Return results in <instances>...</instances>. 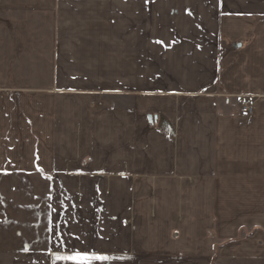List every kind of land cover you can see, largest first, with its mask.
Segmentation results:
<instances>
[{
    "label": "crops",
    "instance_id": "crops-1",
    "mask_svg": "<svg viewBox=\"0 0 264 264\" xmlns=\"http://www.w3.org/2000/svg\"><path fill=\"white\" fill-rule=\"evenodd\" d=\"M77 252L264 264V0H0V264Z\"/></svg>",
    "mask_w": 264,
    "mask_h": 264
},
{
    "label": "snow or ice",
    "instance_id": "snow-or-ice-1",
    "mask_svg": "<svg viewBox=\"0 0 264 264\" xmlns=\"http://www.w3.org/2000/svg\"><path fill=\"white\" fill-rule=\"evenodd\" d=\"M62 259H69L74 261V264H92L94 260H107L106 256H98V255H89L87 252H77L74 256L71 257H63Z\"/></svg>",
    "mask_w": 264,
    "mask_h": 264
},
{
    "label": "built area",
    "instance_id": "built-area-1",
    "mask_svg": "<svg viewBox=\"0 0 264 264\" xmlns=\"http://www.w3.org/2000/svg\"><path fill=\"white\" fill-rule=\"evenodd\" d=\"M237 104L240 107L241 117L249 119L253 115V102L252 99L246 96H239L237 98Z\"/></svg>",
    "mask_w": 264,
    "mask_h": 264
}]
</instances>
